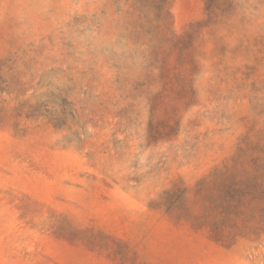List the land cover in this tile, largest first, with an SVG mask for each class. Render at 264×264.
Segmentation results:
<instances>
[{
	"label": "rangeland",
	"instance_id": "obj_1",
	"mask_svg": "<svg viewBox=\"0 0 264 264\" xmlns=\"http://www.w3.org/2000/svg\"><path fill=\"white\" fill-rule=\"evenodd\" d=\"M0 264H264V0H0Z\"/></svg>",
	"mask_w": 264,
	"mask_h": 264
}]
</instances>
